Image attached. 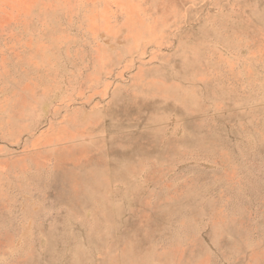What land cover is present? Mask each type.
<instances>
[{
	"label": "rangeland",
	"instance_id": "1",
	"mask_svg": "<svg viewBox=\"0 0 264 264\" xmlns=\"http://www.w3.org/2000/svg\"><path fill=\"white\" fill-rule=\"evenodd\" d=\"M0 264H264V0H0Z\"/></svg>",
	"mask_w": 264,
	"mask_h": 264
}]
</instances>
